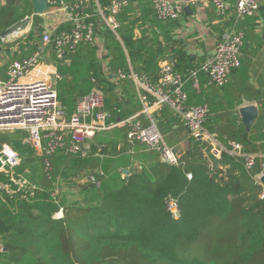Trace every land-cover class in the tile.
Instances as JSON below:
<instances>
[{"label":"trees","instance_id":"16d2710c","mask_svg":"<svg viewBox=\"0 0 264 264\" xmlns=\"http://www.w3.org/2000/svg\"><path fill=\"white\" fill-rule=\"evenodd\" d=\"M15 1L18 0H7V5L0 9V33L28 13L24 9L16 16ZM109 1L100 0L102 8ZM133 1L129 0V5L117 15L120 28L116 32L103 22L107 36L104 45L96 40L95 45L79 46L92 56L104 49L102 59L108 60L104 77L91 75L99 82L110 79L106 75L108 70L129 72L130 62L134 71L140 74L144 71L151 77L158 73L159 77L163 61L175 54L184 55L182 44L169 37L166 48L161 45L149 48L143 39H133L130 24L137 19ZM154 16L159 20L155 13ZM234 16L232 29L243 30L240 20ZM92 20L97 23L98 19ZM42 26L43 18L34 16V26L25 43L31 49L38 48L42 42ZM65 28L62 26L56 32ZM100 63L103 61H98L97 69L94 68L97 73L101 72ZM185 63L190 64L186 69L196 68L186 58L178 66L181 68ZM66 80L60 88L59 100L72 113L91 88L79 92L81 96L75 99L76 92L70 88L72 79ZM103 91L110 114H116L118 121L126 118L127 112L121 111L115 86L109 84ZM117 110L121 112L117 114ZM164 114L176 121L169 111ZM239 124L227 137L240 142L246 152L258 153L250 147L242 122ZM11 134L16 137L7 142ZM23 136L26 135L19 132L0 134V143H8L22 159L17 172L34 186L33 190L18 191L12 185L14 193L0 192V246L3 248L0 264H264V185L257 179L264 159H258L251 169H246L243 159L227 153L215 159L208 151V141L190 137L186 151L179 153L177 165L163 162L155 151H147L151 163L130 171L129 177L118 170L100 173L96 169L101 168V159L94 148L88 157L66 152L52 157V176L48 178L43 158L28 143H23ZM81 173L93 175L100 185L80 183L79 177L85 175ZM188 174L192 175L191 179ZM56 189L57 199L52 195ZM71 189L97 195L82 204L69 203L65 190ZM169 194L179 200L178 219L166 210L165 199ZM61 207L64 216L54 218Z\"/></svg>","mask_w":264,"mask_h":264},{"label":"built area","instance_id":"2783aa9c","mask_svg":"<svg viewBox=\"0 0 264 264\" xmlns=\"http://www.w3.org/2000/svg\"><path fill=\"white\" fill-rule=\"evenodd\" d=\"M85 1L69 3L66 0H47L49 4L47 12L64 11L69 27L55 33L44 32L38 48L24 58L12 60L7 67V77L0 78V133L25 131L27 133L25 141L43 158L48 178L52 176V157L60 152L88 157L94 150L91 139L96 133L116 126L107 123L109 113L105 110V94L97 85L95 78H92L91 91L80 98L72 113H68L59 100L57 83L62 79L61 75L54 72L52 79L31 75L40 64L47 46L52 48L58 61H65L80 45L96 44V23L84 12ZM210 1L220 14L227 12L228 0ZM152 3L157 18L169 22L178 20L186 6L198 3V0H152ZM128 5L129 0H110L104 8L98 5V13L107 27L116 32L120 28L117 15ZM234 8L236 18L242 20L258 13L260 0H236ZM245 36L244 30L231 29L199 68H188L180 72L174 62L163 61L159 77L153 83L148 78H138L135 74H127L121 69L108 71L106 75L115 84H119L123 79L132 78L142 90L139 99L144 113L150 116L152 107L169 108L183 121L191 137L209 142L208 151L215 159H220L227 153L243 159L246 169H251L258 159H264V154L246 152L237 140L227 136L220 139L211 133L206 127L210 113L208 103L190 105L189 95L185 89L186 82L191 80L193 87L200 90V73L207 74L208 86L223 88L229 82L232 71L241 66ZM121 124L129 127L127 137L130 142L143 144L148 151L157 152L163 162L179 164L180 154L166 144L153 119H150L149 124H144L139 119L127 118ZM95 147L96 155L100 156L103 146ZM21 163L22 159L14 148L8 143H0V192L5 190L9 194L14 193L12 185H16L18 191L33 190L34 186L27 178L17 172ZM262 175L264 162L257 179L260 180ZM188 177L191 179L192 175L188 174ZM79 182L100 185L93 175L87 174L80 176ZM58 193L56 189L52 193L53 197L56 198ZM165 207L175 219L180 217L179 200L172 194L166 197ZM63 216L62 207L53 215L54 218ZM0 250L3 251L1 246Z\"/></svg>","mask_w":264,"mask_h":264},{"label":"crops","instance_id":"0c3cea01","mask_svg":"<svg viewBox=\"0 0 264 264\" xmlns=\"http://www.w3.org/2000/svg\"><path fill=\"white\" fill-rule=\"evenodd\" d=\"M67 1L71 2L72 0ZM235 2L236 0H228V10L221 15L210 0H198V3L190 4V12L184 11L178 20L162 22L155 19L152 0H134L137 19L130 24L133 27V39H143L149 48L151 46L158 47L159 45L166 48L167 37L172 40H178L185 50L184 55L180 54V57V55L175 54V56H170L169 61L174 62L176 69L180 72H184L186 67L190 65L185 63L182 64L181 68L178 66L179 62L184 58L190 59V63L199 68L206 58L213 53L217 43L222 41L233 28ZM6 5L7 0H0V9ZM98 5L101 6L100 0H86L84 12L89 14L90 18L98 19L96 23L97 42L99 45H104L107 36L104 34L103 20H100ZM14 9L16 10V16H19L24 9L28 10V13L21 19L30 16L31 22L26 31L19 36H12L5 40L0 36V78L7 77V67L12 60L24 58L36 50L25 44L28 41L29 32L34 26V16L37 15L43 18V33L46 31L55 33L62 26L69 27L64 11L37 14L32 0L31 3L27 0L15 1ZM263 22L264 0H261L260 9L255 16L240 20V25L246 33L242 47V62L238 69L232 71L229 82L223 88L208 86V76L205 73H200V90H196L193 87L191 80L187 81L185 85L190 105L208 103L210 115L206 122V127L222 137L228 136L229 131L240 125L239 123L242 122L243 124L240 108L247 105H255L259 112L256 121L250 130H247L244 124L243 127L247 131L248 140L251 142L250 147L257 149L259 154H264ZM121 42L124 46L122 40ZM81 47L75 53L76 55L72 58L68 56L62 62L56 59L52 48L47 46L40 64L32 71L31 75L52 79L54 72H57L62 77L57 83L58 92H60L63 82L67 83L66 79L71 78L73 81H70V88L76 92L74 97L77 99V97L81 96L79 92L92 89V78L94 77L91 78V75L93 73L97 74L96 76L102 79L104 77L103 70L107 69L108 65L107 58L102 59L105 56L104 49L102 51L99 50L94 54L95 56H92L86 50H82ZM165 54H167V51ZM144 56L147 57L148 55ZM162 58H160V61ZM100 60L103 61V64L100 63L101 72L97 73L95 69H97L96 66ZM128 62H130L129 57ZM128 67L129 72H126L127 74H135L138 78H148L152 83L158 79V73L157 76L151 77L144 71L141 72L142 74L134 71L131 62ZM102 81H97V85L102 90L107 88L109 84L112 87L113 85L115 86L120 108H122L121 111H126L127 117L118 121L120 118H117L116 114L112 113L111 115L106 103L107 99L105 98V110L109 113L107 123L116 124V126L103 130L102 133L97 132L91 139L94 148H96V145L104 148V153L102 152L100 156H97L101 159V168L96 169V171H100V173L106 171L108 174L112 170H118L122 172L123 176H126L124 173L125 169H128L130 174V171L140 170L143 166L146 167L151 163L146 146L128 140L127 132L129 127L121 124L127 118L139 119L144 124H149L150 119H153L165 139L169 137V143L166 142L170 147L175 148L180 154L186 151L187 141L191 137L189 129L169 108L152 107L150 116H148L143 112L139 99L142 90L135 80L127 78L121 80L119 84H115L110 79H103ZM121 111L117 110L116 112L118 114ZM165 111H169L176 118V121L168 118L164 114ZM159 124L162 125V128ZM17 132L27 136L25 131L20 130ZM26 136H23V143H26Z\"/></svg>","mask_w":264,"mask_h":264},{"label":"water","instance_id":"95a60500","mask_svg":"<svg viewBox=\"0 0 264 264\" xmlns=\"http://www.w3.org/2000/svg\"><path fill=\"white\" fill-rule=\"evenodd\" d=\"M34 2L35 10L37 14H44L49 10V4L47 0H32ZM191 7L186 6L185 11L190 12ZM31 22V17L26 16L25 18L18 20L17 22L13 23L11 26L6 28L4 31L0 33V36L5 40L9 39L12 36H19L23 32L26 31L28 25ZM240 114L247 130H250L251 126L254 124L258 117V109L255 105H247L240 108ZM124 173L129 177V170L125 169ZM262 184L264 185V175L260 178Z\"/></svg>","mask_w":264,"mask_h":264},{"label":"rangeland","instance_id":"374dc122","mask_svg":"<svg viewBox=\"0 0 264 264\" xmlns=\"http://www.w3.org/2000/svg\"><path fill=\"white\" fill-rule=\"evenodd\" d=\"M50 23V22H49ZM41 40H39L40 42ZM103 131H100V133H102ZM9 133V132H8ZM7 133V134H8ZM14 135V136H13ZM164 136V135H163ZM16 135L15 134H11L7 137L6 141L9 142L10 140H12V138H15ZM19 137V136H18ZM21 137V136H20ZM164 139H165V136H164ZM168 143H169V137H166L165 139ZM178 148V146H177ZM126 175V174H125ZM127 176V175H126ZM74 189H71L70 190H65L66 192V200L69 202V203H72V202H76V204H78L79 202L82 204L84 203L86 200H94L97 195V193L95 192H92L91 194H81V193H78L77 191H72Z\"/></svg>","mask_w":264,"mask_h":264}]
</instances>
